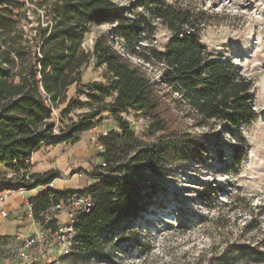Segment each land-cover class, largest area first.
<instances>
[{
    "label": "trees",
    "instance_id": "trees-1",
    "mask_svg": "<svg viewBox=\"0 0 264 264\" xmlns=\"http://www.w3.org/2000/svg\"><path fill=\"white\" fill-rule=\"evenodd\" d=\"M29 11L38 15L37 25ZM202 14L182 0H131L127 6L119 0H0V165L9 170L0 171V192L50 185L62 172L32 173L34 154L46 145H74L82 133L102 123L104 112H110L119 132L100 137L105 150L101 171L107 173L100 175L101 182L74 192L47 189L29 198L34 219L43 227H54L57 219L48 217L51 206L75 194L92 197L93 208L79 215L74 224L76 243L82 250L92 251L97 236L107 227L137 218L146 209L143 183L147 174L161 176L174 160L207 155V142L181 128L162 85L188 108L189 116L205 125L226 127L241 145L231 154L234 172L247 154L243 128L259 115L253 95L255 82L231 58L217 55L201 42ZM160 25L172 34L164 50L142 44L141 34H153ZM91 35L92 44L86 45ZM113 37L139 62L116 50ZM92 62L104 67L106 84L82 86L93 90L88 102L69 99L72 86H80ZM147 66L162 71L161 81L150 75ZM65 104L59 112L62 119L76 109L87 111L70 119L57 135L54 112ZM131 108L152 122V143L142 141L121 117ZM220 190V185L208 183L202 192L212 199ZM235 255L220 258L221 263L264 262L261 250Z\"/></svg>",
    "mask_w": 264,
    "mask_h": 264
},
{
    "label": "rangeland",
    "instance_id": "rangeland-1",
    "mask_svg": "<svg viewBox=\"0 0 264 264\" xmlns=\"http://www.w3.org/2000/svg\"><path fill=\"white\" fill-rule=\"evenodd\" d=\"M130 1L119 0L122 6H127ZM182 1L203 13L205 24L200 33L201 42L217 55L231 58L240 72L255 82L253 95L259 115L251 126L243 128L247 146L244 162L234 167L233 172L231 154L241 145L227 133L226 127L215 123L205 125L200 119L189 116L188 108L179 104L177 96L161 84L162 92L167 93V100L175 108L174 114L179 116L181 128L207 142V155L189 161L174 160L161 176L147 174L143 183L146 209L137 218L107 227L97 236L92 251L78 246L76 234L66 233L64 240L58 238L57 226L69 225L75 213L68 208L57 211L55 218L63 214V220H57L54 227H44L45 245L51 253L48 264H222L220 258L236 256L235 252L264 251V0ZM36 2L38 0H34ZM27 5L35 9L33 4ZM29 17L37 25L38 15L30 12ZM102 28L112 30L108 26ZM141 36L142 44L154 45L162 51L172 34L160 25L155 33ZM92 37L86 39V45L92 44ZM112 42L116 50L139 62L126 54L120 40L113 37ZM146 68L152 77L161 81V70L152 66ZM104 70L92 62L85 70L80 86H72L69 99L75 97L79 102H88V95L93 90L82 86L92 82L106 84ZM77 91L81 94L76 95ZM65 107L66 104L54 112L57 135L70 119L87 111V108L76 109L68 118L62 119L59 112ZM121 117L130 122L131 131L142 141L152 143L155 140L152 122L139 111L127 109ZM102 118L85 146L77 149L78 164L62 177L65 185L73 186L65 191L83 190L81 186L100 183V175H107L101 171L105 166L102 152L97 150L92 137L104 132H119V124L108 111ZM208 183L221 186L220 194L212 199L202 192ZM9 255L6 251L0 252L2 258L13 260ZM234 264L255 263L244 260Z\"/></svg>",
    "mask_w": 264,
    "mask_h": 264
},
{
    "label": "crops",
    "instance_id": "crops-1",
    "mask_svg": "<svg viewBox=\"0 0 264 264\" xmlns=\"http://www.w3.org/2000/svg\"><path fill=\"white\" fill-rule=\"evenodd\" d=\"M95 131L96 130L92 129L89 130V132L82 133L80 141L74 145L65 142L59 143L57 146L46 145L34 154L32 159V173L43 174V172L50 170H60L62 172V175L53 181L52 185H44L28 190L23 189L13 192H0V198L3 197V201L0 200V243L14 245L20 240L30 238V236L45 231L44 227L34 219L29 198L44 193L47 189L59 191L73 188V186L65 185L61 179L68 174V170H72L74 165L78 164L79 158L77 149H80L81 146H85L86 140L92 135L91 133ZM0 171L9 173V170L2 165H0ZM59 182H62L61 186H58ZM91 184L92 182L81 187L85 189ZM3 211L6 215L2 214ZM60 218L63 220V214L57 216L56 219L60 220ZM36 263L37 262L31 264ZM0 264L28 263L19 259L12 260L0 257ZM37 264H42V262L38 261Z\"/></svg>",
    "mask_w": 264,
    "mask_h": 264
},
{
    "label": "built area",
    "instance_id": "built-area-1",
    "mask_svg": "<svg viewBox=\"0 0 264 264\" xmlns=\"http://www.w3.org/2000/svg\"><path fill=\"white\" fill-rule=\"evenodd\" d=\"M102 135L93 136L92 142L96 145L97 150H100L102 153L105 151L102 143L100 142V137L107 135V132L101 133ZM51 183L50 185H52ZM23 190V189H22ZM3 201V197L0 198ZM94 206L93 198L89 195L83 194H75L73 196H68L65 199L60 200L57 205H53L49 208L48 217L53 218L56 216V212L60 209H71L75 214L72 215L71 223L69 225L57 226V234L58 238L64 240L66 238V233L76 234L77 231L74 229V222H76L79 215L86 214L91 211ZM2 214L6 215L3 211ZM46 231L41 232L40 234H36L30 236V238L23 239L18 241L17 244L13 246L0 245V252L6 251L8 252L13 259H19L28 264L34 262H45V264L50 263L51 253L48 249V245H45ZM1 257V256H0Z\"/></svg>",
    "mask_w": 264,
    "mask_h": 264
}]
</instances>
